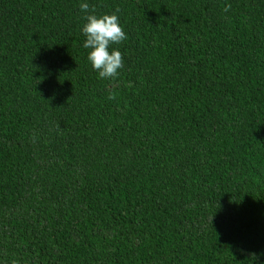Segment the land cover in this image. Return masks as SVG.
I'll list each match as a JSON object with an SVG mask.
<instances>
[{
    "label": "trees",
    "instance_id": "1",
    "mask_svg": "<svg viewBox=\"0 0 264 264\" xmlns=\"http://www.w3.org/2000/svg\"><path fill=\"white\" fill-rule=\"evenodd\" d=\"M0 264H264V0H0Z\"/></svg>",
    "mask_w": 264,
    "mask_h": 264
},
{
    "label": "clouds",
    "instance_id": "2",
    "mask_svg": "<svg viewBox=\"0 0 264 264\" xmlns=\"http://www.w3.org/2000/svg\"><path fill=\"white\" fill-rule=\"evenodd\" d=\"M230 7L228 5L225 11H228ZM80 10L84 13H90L87 14V22L82 28L86 37L83 47L90 50L87 59L101 79H116L119 70L124 67V59L119 50L110 48V46L127 39L119 17L115 13L98 17L94 14L95 8L90 10L89 4L86 2L80 4ZM119 11L120 9L117 8L116 12ZM109 99H115V94L110 92Z\"/></svg>",
    "mask_w": 264,
    "mask_h": 264
}]
</instances>
